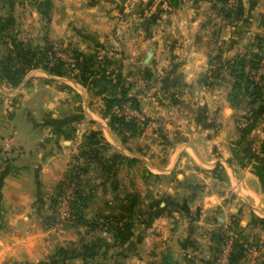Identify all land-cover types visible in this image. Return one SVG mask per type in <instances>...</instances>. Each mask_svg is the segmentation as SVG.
I'll list each match as a JSON object with an SVG mask.
<instances>
[{
    "label": "rangeland",
    "instance_id": "obj_1",
    "mask_svg": "<svg viewBox=\"0 0 264 264\" xmlns=\"http://www.w3.org/2000/svg\"><path fill=\"white\" fill-rule=\"evenodd\" d=\"M254 13L226 17L218 0H0V119L32 111L44 146L67 153L38 202L39 264H264V216H229L204 196L225 186L227 160L264 163V83L249 102L230 69L242 56L263 63L264 6ZM70 48L108 89L41 67ZM110 115L134 127L112 128Z\"/></svg>",
    "mask_w": 264,
    "mask_h": 264
},
{
    "label": "crops",
    "instance_id": "obj_2",
    "mask_svg": "<svg viewBox=\"0 0 264 264\" xmlns=\"http://www.w3.org/2000/svg\"><path fill=\"white\" fill-rule=\"evenodd\" d=\"M241 1V17L248 20L256 9L264 6L263 0ZM24 113H16L11 119H0V134H13L17 143V149H14L17 152L12 151L9 161L0 160V264H39L43 261L42 256H47L49 240L44 235L48 230L41 214L46 212V207L38 202L44 199L43 192L48 183L61 172L55 170L56 165L67 162V153L60 151L55 140L49 139L48 145L44 146L33 112ZM16 126L22 132H18ZM50 129L51 134L55 133V127ZM8 162L12 169H8ZM174 163L175 158H167L155 169L169 171ZM215 165H219L217 160L210 162L208 168ZM224 169L221 181L225 186L204 195L205 202L219 204L218 210L226 211L229 216L242 214L247 217L250 213L264 216V186L259 177L248 166H237L228 160Z\"/></svg>",
    "mask_w": 264,
    "mask_h": 264
},
{
    "label": "trees",
    "instance_id": "obj_3",
    "mask_svg": "<svg viewBox=\"0 0 264 264\" xmlns=\"http://www.w3.org/2000/svg\"><path fill=\"white\" fill-rule=\"evenodd\" d=\"M220 3V8L223 11L224 16L234 15L235 18H239L242 14L243 6L241 0H234L230 6H224L225 0H218ZM50 52L49 56L44 58V61L41 64V67L53 74H61L62 70L67 66V68L73 69L77 68L80 73V79L84 82L88 77V83L96 85L99 89V92H103L108 89L106 84V77L101 74V76H94L95 72L90 68L91 56L83 53L77 48H70L69 53H71V58L67 55L65 56H54V54ZM257 58H259L257 56ZM72 59V60H71ZM263 60V59H260ZM236 61V60H235ZM258 65H262L264 68V60L263 63L259 61L253 62L251 60H244V56L239 57L236 65L231 66L232 74L238 78V80H234L235 85H239V80L242 79L243 91L245 93V97H248V101L252 102L253 100L260 98L262 96V85L264 83V71L258 72L256 75H252L255 70L258 68ZM255 67V68H254ZM23 68V67H22ZM19 68L23 71L24 69ZM18 71V72H19ZM21 72V71H20ZM251 73V74H250ZM126 98L125 88L121 87L119 91L115 94H111L110 98L107 100L111 103H119L121 99ZM108 106V105H107ZM261 110H264V100L261 105ZM109 124L116 128L119 126L125 125L126 127H134V122L131 119H125L123 116H109ZM263 133H264V125H263ZM261 147L264 148V138L261 141ZM253 172L259 177L261 184L264 186V163H256L254 164ZM69 217L75 222L82 221L81 216L76 208H71V212H69ZM240 254V252H238ZM147 264H157L154 261H149Z\"/></svg>",
    "mask_w": 264,
    "mask_h": 264
},
{
    "label": "built area",
    "instance_id": "obj_4",
    "mask_svg": "<svg viewBox=\"0 0 264 264\" xmlns=\"http://www.w3.org/2000/svg\"><path fill=\"white\" fill-rule=\"evenodd\" d=\"M234 0H225L224 6H230L233 3ZM13 135L12 134H0V155L4 156L12 147H14L13 144Z\"/></svg>",
    "mask_w": 264,
    "mask_h": 264
}]
</instances>
